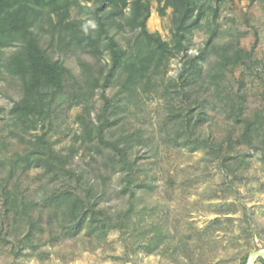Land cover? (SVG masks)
Returning a JSON list of instances; mask_svg holds the SVG:
<instances>
[{
	"label": "trees",
	"instance_id": "1",
	"mask_svg": "<svg viewBox=\"0 0 264 264\" xmlns=\"http://www.w3.org/2000/svg\"><path fill=\"white\" fill-rule=\"evenodd\" d=\"M226 1L157 0L162 3L158 4L160 15L168 7L173 14L171 39L165 40L147 29L149 0H0V51L15 47L0 58V69L18 76L22 89L9 113L17 127L33 123L39 127L23 152L0 161L9 164L7 173L0 174V220L8 221V226H25L24 245L34 248L33 240L43 235L46 219L54 225L49 232L52 238L75 237L84 231L92 239L103 240L117 231L125 243L146 240L141 246L147 253L162 243L163 250L178 249L165 221L154 218L145 223L147 228L139 226L150 213L147 205L141 209L137 204L151 186V176L133 154L137 145L148 146L149 135L141 127L133 131L126 127L147 99H163L159 135L165 145L202 152L231 181L247 169L246 155L238 147L264 155V107H248L243 79L234 87L227 77L240 65L251 68L253 61L258 63L253 59L258 35L249 51L239 45L240 34L223 38L228 31L221 30L219 17ZM89 17L95 20L94 26L87 24ZM196 28L206 33L204 44L197 54L187 55L177 76H166L170 58L187 48V33ZM125 29L135 35L124 45L116 33ZM77 50L100 64L80 59V71L73 74L50 53L58 51L67 57ZM106 86L114 92L100 93L102 102L95 108V92ZM62 105L65 110L79 109L75 121L80 130L69 145L56 146L60 142L52 137ZM216 115L222 116L223 124L215 121ZM80 147L82 152L95 149L99 155L106 151L105 166L120 173L118 195L127 197L126 206L113 212L100 204L104 192L98 195L73 167ZM30 168L41 169L49 181L61 182L62 188L51 186L40 202L25 196L20 181L12 179L18 170L25 173ZM218 222V218L210 221L207 228ZM248 256L246 250L239 264H247ZM257 261L264 264L262 257Z\"/></svg>",
	"mask_w": 264,
	"mask_h": 264
},
{
	"label": "rangeland",
	"instance_id": "2",
	"mask_svg": "<svg viewBox=\"0 0 264 264\" xmlns=\"http://www.w3.org/2000/svg\"><path fill=\"white\" fill-rule=\"evenodd\" d=\"M151 13L146 21L150 32H159L163 39H171L173 14L171 8L160 15L157 0H149ZM89 26L95 20L89 17ZM219 24L221 30L228 31L223 38L239 37V45L249 51L257 37V46L251 68L240 65L227 77L232 86H238L243 79L247 91L248 107H264V0H227L221 9ZM115 29L112 28L111 33ZM135 32L129 29L117 31L116 37L125 45ZM187 48L170 58L166 76L175 77L181 69L187 55H195L204 44L207 35L203 30L192 29L187 33ZM222 42V41H221ZM15 47H6L0 51V58L10 54ZM54 59L63 60L73 74H78V61L84 60L91 65H99L96 59L86 53L69 52L67 57L60 52H50ZM101 61V60H100ZM104 62L103 60L101 61ZM255 66V67H254ZM250 72L255 73L251 75ZM260 76V78H259ZM263 81V82H262ZM262 82V83H261ZM114 88L97 89L94 95L95 108L101 104L100 93L112 94ZM22 95L21 81L18 76L0 69V161L23 152L28 140L39 129L37 123L22 128L13 125L14 119L9 113L12 104ZM78 108L65 110L64 105L56 113V127L53 139L66 146L79 132L75 121ZM165 111L163 99L153 97L145 100L128 124L129 131L141 127L149 135L147 147L137 145L133 157L151 176V186L142 193L138 208L150 210L139 226L156 218L166 223L173 243L178 249L164 243L152 253H147L141 246L146 240L138 238L137 244L121 240L117 231L111 232L106 239H92L84 231L75 237H51L50 226L45 222V231L33 247L24 245L23 235L26 228L8 221L0 220V264H239L241 256L249 250L247 260L255 251L264 254V155L252 148L238 147L247 159V169L241 176H224L217 164L208 161L202 152H190L187 148L165 145L159 135V126ZM95 110L92 111V116ZM218 124H223L221 115H216ZM208 124V123H206ZM216 127H214L215 129ZM78 145V143H76ZM81 151L74 156L73 167L84 174L85 180L94 185L97 194L101 192L100 204L115 211L127 204V197L120 198V173H113L106 160L95 149ZM97 154V155H96ZM92 156H95L93 159ZM9 164H0V174L7 173ZM107 170V171H106ZM109 174V175H108ZM105 178H102L105 176ZM18 179L20 190L29 198L40 202L52 187L62 188L61 182L49 181L39 168H30L25 173L18 170L12 180ZM70 181V180H69ZM71 188H75L70 181ZM68 183V182H66ZM1 202V197H0ZM218 218L213 228H207L210 221ZM22 239V241H20ZM132 247L131 248V246ZM254 264H259L256 260Z\"/></svg>",
	"mask_w": 264,
	"mask_h": 264
},
{
	"label": "water",
	"instance_id": "3",
	"mask_svg": "<svg viewBox=\"0 0 264 264\" xmlns=\"http://www.w3.org/2000/svg\"><path fill=\"white\" fill-rule=\"evenodd\" d=\"M254 256V261L256 260V258L258 257H262L264 258V255H263V251L262 250H259V251H255L252 253L251 257ZM249 262V261H248Z\"/></svg>",
	"mask_w": 264,
	"mask_h": 264
},
{
	"label": "bare ground",
	"instance_id": "4",
	"mask_svg": "<svg viewBox=\"0 0 264 264\" xmlns=\"http://www.w3.org/2000/svg\"><path fill=\"white\" fill-rule=\"evenodd\" d=\"M264 255V254H263ZM249 264H254V256L251 257Z\"/></svg>",
	"mask_w": 264,
	"mask_h": 264
}]
</instances>
